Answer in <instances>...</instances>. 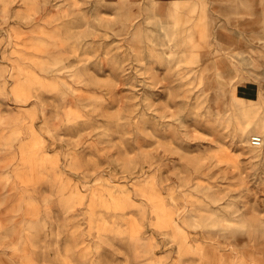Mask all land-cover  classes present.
I'll list each match as a JSON object with an SVG mask.
<instances>
[{"label": "rangeland", "instance_id": "1", "mask_svg": "<svg viewBox=\"0 0 264 264\" xmlns=\"http://www.w3.org/2000/svg\"><path fill=\"white\" fill-rule=\"evenodd\" d=\"M255 134L264 0H0V264H264Z\"/></svg>", "mask_w": 264, "mask_h": 264}, {"label": "built area", "instance_id": "2", "mask_svg": "<svg viewBox=\"0 0 264 264\" xmlns=\"http://www.w3.org/2000/svg\"><path fill=\"white\" fill-rule=\"evenodd\" d=\"M251 142L254 146H263L264 136L262 134H255L251 137Z\"/></svg>", "mask_w": 264, "mask_h": 264}, {"label": "bare ground", "instance_id": "3", "mask_svg": "<svg viewBox=\"0 0 264 264\" xmlns=\"http://www.w3.org/2000/svg\"><path fill=\"white\" fill-rule=\"evenodd\" d=\"M237 98L242 99V100H246L245 98L240 97L239 95H237ZM262 135H263V134H262Z\"/></svg>", "mask_w": 264, "mask_h": 264}]
</instances>
